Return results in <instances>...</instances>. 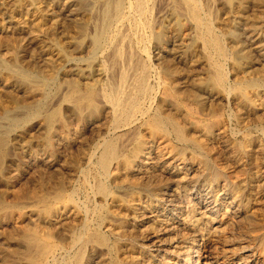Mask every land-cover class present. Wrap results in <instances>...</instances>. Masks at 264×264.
Instances as JSON below:
<instances>
[{
	"label": "bare ground",
	"instance_id": "bare-ground-1",
	"mask_svg": "<svg viewBox=\"0 0 264 264\" xmlns=\"http://www.w3.org/2000/svg\"><path fill=\"white\" fill-rule=\"evenodd\" d=\"M263 100L264 0H0L1 264H264Z\"/></svg>",
	"mask_w": 264,
	"mask_h": 264
},
{
	"label": "rangeland",
	"instance_id": "rangeland-1",
	"mask_svg": "<svg viewBox=\"0 0 264 264\" xmlns=\"http://www.w3.org/2000/svg\"><path fill=\"white\" fill-rule=\"evenodd\" d=\"M221 4V2H219V3H217L216 4V12H217V16H218V20H221V19H224V12H223V5H220ZM222 6V7H221ZM222 8V9H221ZM222 17V18H221ZM230 111H231V113H230ZM227 114L230 116V114H231V122H230V127H232V128H234V135H232L233 136V140H234V142L236 143V145H237V147H238V153L240 154V157L244 160V159H249V158H252V156H254V153H256L257 151H256V149H258V148H260L259 146H260V144H261V146L263 147V149H264V100H263V102H262V105H261V107H260V109H258V111H257V113H256V118L254 119L256 122H254V123H252V121H254L253 119H250V122L251 123H248L249 122V118L246 116V115H244V113H242V111L240 110V109H238V108H236L235 106H232L231 105V107L228 109V112H227ZM261 114V115H260ZM227 115V116H228ZM236 118V119H235ZM252 120V121H251ZM243 122V123H242ZM245 122H247L246 124H245ZM257 123V124H256ZM250 125L251 126V129H245V126L246 125ZM254 124V125H253ZM256 124V125H255ZM245 125V126H244ZM243 126V127H242ZM256 126H258V128L260 129V133H258L257 131H255L254 130V128L256 127ZM253 128V129H252ZM262 129V130H261ZM247 130V131H246ZM237 131V132H236ZM260 139V140H259ZM263 139V140H262ZM57 153H58V151H56ZM62 153H64V151L62 152ZM19 156H21V155H19ZM66 157L68 156V154H66L65 155ZM26 157V156H25ZM9 157H5V161H4V171L5 172H12V171H14L15 169H14V167L16 168L17 166H19V168L22 166L23 167V162L26 160L25 158H24V156L22 155L21 157H20V159H22V160H20L19 159V157L17 156L16 158L14 157V158H9ZM68 158V157H67ZM25 159V160H24ZM10 160H11V163H10ZM14 160V161H13ZM24 160V161H23ZM7 161H8V163H9V165L7 164ZM21 162L20 163V165H17V162ZM227 162H229V161H227ZM230 162H231V160H230ZM23 163V164H22ZM13 164V166L11 167V165ZM15 165H17V166H15ZM26 167V166H25ZM11 168V169H10ZM13 168V169H12ZM8 169H9V171H8ZM262 169V173H264V166L261 168ZM42 170V169H41ZM252 170H254V169H252ZM28 172H29V174H28ZM27 173H24L23 175H22V177L19 179V181L17 182V184H16V187H19L20 186V188L22 187V189H26V186L28 185V183H29V180H30V178L28 179V175H30V170L28 171ZM28 174V175H27ZM67 176V174L65 173H62L60 176L62 177V176ZM59 176V177H60ZM25 178V179H24ZM23 179V180H22ZM23 181H25L24 183H23ZM22 182V183H21ZM27 183V184H26ZM21 184V185H20ZM23 184H26L25 185V187L23 188ZM3 187V186H2ZM1 186H0V188H2ZM1 190V189H0ZM3 190V189H2ZM251 203H249V205H250ZM23 217V218H22ZM20 219V220H19ZM18 219V221H17V225H11V224H8V225H5V227L4 226H2V228H1V230H0V233H1V231L3 230V232H4V228H5V232L3 233H1L2 234V236H1V234H0V252H2V253H0V257H2V255H3V251H1V250H3V244L5 245V243H3L4 242V239L7 237L6 235H8V233L11 231V232H15V229H16V231H17V228L16 227H19V226H23V227H28V226H30V221L29 220H27L26 221V219H27V217L26 216H21L20 218ZM23 219V220H22ZM24 223V224H23ZM26 223V224H25ZM18 224H19V226H18ZM22 224V225H21ZM28 224V225H27ZM11 225V226H10ZM27 225V226H26ZM4 227V228H3ZM8 227V228H7ZM11 227H13V229L11 228ZM15 228V229H14ZM128 228H130L129 226H128ZM8 229V230H7ZM11 229V230H10ZM7 232V233H6ZM10 232V233H11ZM5 233H6V235H5ZM2 239V240H1ZM117 246V247H116ZM116 246H115V251H114V256L116 257V259H118V260H123V258L125 257V253L124 252H122V249H120V248H122V244L121 243H119L118 245L116 244ZM12 247V246H11ZM117 249V250H116ZM116 253H117V255H116ZM122 254V255H121ZM119 255H120V257H119ZM124 255V256H123ZM2 262H1V258H0V264H1ZM107 264V263H106Z\"/></svg>",
	"mask_w": 264,
	"mask_h": 264
}]
</instances>
